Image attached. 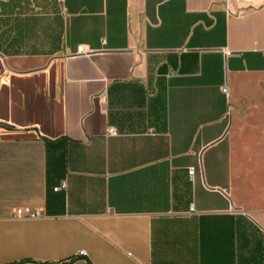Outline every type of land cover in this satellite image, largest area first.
I'll list each match as a JSON object with an SVG mask.
<instances>
[{"label": "crops", "instance_id": "crops-1", "mask_svg": "<svg viewBox=\"0 0 264 264\" xmlns=\"http://www.w3.org/2000/svg\"><path fill=\"white\" fill-rule=\"evenodd\" d=\"M235 8L0 0V264H264L222 91L264 77V0Z\"/></svg>", "mask_w": 264, "mask_h": 264}, {"label": "rangeland", "instance_id": "rangeland-1", "mask_svg": "<svg viewBox=\"0 0 264 264\" xmlns=\"http://www.w3.org/2000/svg\"><path fill=\"white\" fill-rule=\"evenodd\" d=\"M231 139L237 201L264 210V77L234 80Z\"/></svg>", "mask_w": 264, "mask_h": 264}, {"label": "built area", "instance_id": "built-area-1", "mask_svg": "<svg viewBox=\"0 0 264 264\" xmlns=\"http://www.w3.org/2000/svg\"><path fill=\"white\" fill-rule=\"evenodd\" d=\"M238 0H226V5H227V11L229 14H235L236 13V8H235V2ZM79 52L81 53H90L91 50L87 49L84 45L79 46ZM0 82H1V74H0ZM222 91L230 97L231 95V90L227 84H224L222 86ZM109 134L116 135L118 134V131L115 128H110L109 129ZM189 173L191 176L194 175L195 169L190 168ZM61 187H56V190L60 189ZM19 216H31V217H36L41 214L40 210H32V209H23L19 208L17 210ZM81 254H86L85 251H81Z\"/></svg>", "mask_w": 264, "mask_h": 264}]
</instances>
